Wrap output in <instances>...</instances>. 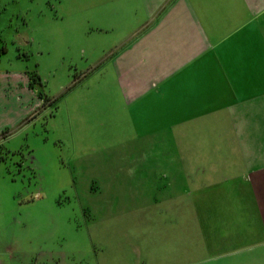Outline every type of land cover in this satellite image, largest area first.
<instances>
[{
	"label": "rangeland",
	"instance_id": "374dc122",
	"mask_svg": "<svg viewBox=\"0 0 264 264\" xmlns=\"http://www.w3.org/2000/svg\"><path fill=\"white\" fill-rule=\"evenodd\" d=\"M97 5L0 0V252L11 264H176L159 252L161 238L174 244L172 219L221 209L198 204L208 193L198 184L264 183V144L222 157L235 128L184 119L178 140L174 126L166 141L128 135L127 111L109 108L104 64L145 26L131 31L122 13L102 20Z\"/></svg>",
	"mask_w": 264,
	"mask_h": 264
},
{
	"label": "crops",
	"instance_id": "0c3cea01",
	"mask_svg": "<svg viewBox=\"0 0 264 264\" xmlns=\"http://www.w3.org/2000/svg\"><path fill=\"white\" fill-rule=\"evenodd\" d=\"M95 2L102 20L122 13L136 24L131 31L145 26L104 64L112 75L113 87L105 88L109 108L114 117L127 111L128 135L148 139L160 131L166 141L167 128L174 126L178 140L187 119L192 127L235 128L221 139L236 144L222 157L241 158L244 144H264V0ZM85 22L102 31L112 27L97 19ZM253 127L260 133L247 131ZM255 171L264 180V167ZM255 184H198L199 191L208 192L197 195L198 204L221 209L186 218V225L183 217L172 219L174 244L160 239L161 261L170 256L178 264L187 254L193 264H264V183ZM0 264H11L5 251Z\"/></svg>",
	"mask_w": 264,
	"mask_h": 264
}]
</instances>
